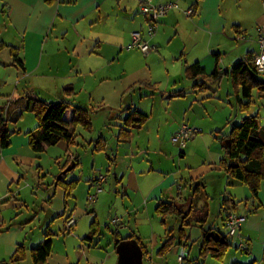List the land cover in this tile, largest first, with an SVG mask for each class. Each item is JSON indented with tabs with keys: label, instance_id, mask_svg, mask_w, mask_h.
Listing matches in <instances>:
<instances>
[{
	"label": "crops",
	"instance_id": "0c3cea01",
	"mask_svg": "<svg viewBox=\"0 0 264 264\" xmlns=\"http://www.w3.org/2000/svg\"><path fill=\"white\" fill-rule=\"evenodd\" d=\"M154 2L156 5L176 3L179 6L161 20L157 34L150 44L158 51L160 48L163 50L165 45H173L172 43L175 42L171 52L172 57L179 56L180 68L183 66L187 70L189 66L198 63L205 70L206 75L210 76L218 63L219 72L228 73L246 56L258 53L259 30L264 24V4L261 0H155ZM189 10H193L192 15L187 13ZM0 11L2 14L0 117H3L8 124L7 129L10 133L9 147L0 149V263H11L10 260L19 246H24L27 250L40 247L46 237L45 234L39 241V246L34 247L32 238L28 237L31 233L27 232L28 228L9 226L18 207L24 206L23 201L17 200L26 187H30L29 174L37 165L36 157L40 155L31 149L29 143L28 134L37 129L40 123L36 115L26 108L28 95L38 98L36 95L38 90L57 93L72 88L73 94L70 97L64 96L61 101L67 100L73 106L81 107L74 103V96L79 87L89 91L96 88L108 90L99 97H96L95 93L91 96L92 100L99 104L98 107L91 109L95 113L100 106L111 108L108 96H112L114 92L120 94V104L114 109L117 114L115 116H112V113L108 114V119L118 120L116 127L119 133L114 134V137L119 147L128 150L129 155L133 154V157L129 158L132 164L137 163L134 147L139 149V144L148 151L155 145L157 150L165 154L161 155L162 158H159L156 167L144 164L134 170L131 164L129 173L122 175L121 181L127 174L129 182L132 179L144 181L150 178L155 182V186L147 194L148 198L157 200L159 204H174L186 216H190L194 211H200L202 215L207 213V221H204L206 226L209 225L211 216L208 199H218L222 204L216 216L218 219L215 223V220L211 221L209 228L221 232L218 227L222 225L225 233H221L226 236L228 214L233 211L246 216L241 231L234 238V242H231L236 244L240 252L237 263L264 264V182L257 201L244 202L245 209L239 211L243 203L237 206L235 203L243 200L242 196L247 200L251 194L220 167L225 157L224 140L230 133L210 136V138L207 135L194 138L185 149H181L183 151H180L178 169L171 166V161L172 159L175 161L176 156L170 157L171 154L164 151L167 148L161 141L154 144L151 132H148L149 139L146 144L142 143V139L137 142L143 128L153 119L154 113L148 115L153 111L152 109L148 111L149 108L135 107L132 100L124 109L125 95L146 88L145 90L155 96L160 94L159 88L164 82L166 85L174 84V89L178 87V81L175 79L174 82L172 81L170 71L172 69L168 66L169 70L164 72V82L161 83L160 67L156 65L160 59L151 64L153 68L146 66L143 61L151 52L145 56L139 50L130 48L131 34L136 31L145 33L147 29V18L141 14L137 0H54L51 4H47L44 0H0ZM247 16L253 18L255 27H249L250 24L248 25L244 20ZM13 49L18 53L17 59L21 65L15 63ZM179 60L183 61L179 62ZM173 69L175 70L174 67ZM115 75L118 77H114ZM114 78L118 81L116 85L113 83ZM188 80L193 91L188 93L180 89L159 102L158 117L161 126L167 128L170 125L172 137L182 126L202 130V124L211 119V116H208V119L205 117L206 111L211 112V109L204 108L207 99L210 98L209 95L194 88L195 81ZM220 82V91L217 95L221 93L224 78ZM95 98L97 99L94 100ZM244 102L248 101L244 100ZM134 111L147 115L149 120L142 128L133 129L129 140L119 141L120 130L125 128L123 122ZM214 113L216 110L210 115ZM72 116L73 109L69 110L64 118L70 121ZM258 116L261 118L259 134L263 137L264 119ZM229 118L231 115L228 120ZM246 118H243L242 122ZM223 119L225 120L224 117ZM102 138L108 142L106 138ZM49 149L47 148L46 151ZM112 161L117 164L116 158ZM198 171L203 172L202 175ZM36 178L41 179L40 171L36 174ZM199 181L203 182L199 183ZM185 183L190 187L189 192ZM196 184L198 186L193 190L191 186ZM174 186L177 188L178 201H166V196L172 194L171 189ZM56 188L57 186L53 193L52 188H46V196H48L44 202L46 223L50 219L62 218L64 229L70 232L77 222L75 221L71 229L66 228L67 222L75 216L74 213L68 212V202L65 200L67 191L60 197ZM227 200L232 202L225 204ZM184 201L185 203L181 205ZM259 205L261 208L256 209ZM28 223L29 221L26 224ZM132 236L136 237L135 234ZM119 237L118 234L119 241L128 238L119 239ZM28 242L30 246H27ZM172 252L180 253L181 248H174ZM47 264L70 263L65 259L54 258L51 253Z\"/></svg>",
	"mask_w": 264,
	"mask_h": 264
},
{
	"label": "rangeland",
	"instance_id": "374dc122",
	"mask_svg": "<svg viewBox=\"0 0 264 264\" xmlns=\"http://www.w3.org/2000/svg\"><path fill=\"white\" fill-rule=\"evenodd\" d=\"M261 1L264 4V0ZM1 19L2 14L0 11ZM244 20L247 21L248 25L250 24L249 27H255L253 18L247 16L244 17ZM172 44L165 45L163 50L162 48L158 49V51L153 50L143 62L146 66L149 65L153 68L151 64L160 59L156 65L160 67L159 79L161 83L164 82L165 77L163 74L167 71L168 66L174 71L170 70L171 77L173 82L175 80L178 81V87L174 89V84L166 85V82H164L159 88L160 94L155 96H152L148 90H145L146 88L142 91L138 89L128 92L123 101V108L125 109L126 105L132 100L135 107L149 108L148 111L150 109L153 110L148 113V115L154 113L153 119L143 128L140 137L137 138V142L139 139V142L142 139V143L146 144L149 139L148 132H151L154 144L161 141L167 148L164 151L170 153V157L176 156L175 161L172 159L171 166L178 169V160L181 159L180 151L183 150L172 141L178 132L172 137L170 125L167 128L161 126V121L158 117L159 102L164 100L166 96L173 95L177 90L184 89L189 93L194 89H192L191 82L187 79L186 68L183 66L180 68V64L178 65L179 56L172 57L171 50L174 48L175 42ZM244 55H246V52H244ZM114 77L118 76L115 75ZM223 78L224 82L221 86L220 96L217 93L220 91L221 82L216 92L207 91V95L210 98L207 99V104L204 108L207 110L211 109V112L216 110L214 115H210L211 112L206 111L208 115L206 114L205 117L208 119V116H211V119L206 123L204 122V125L202 124L201 126L203 131L201 135H207L209 138L210 136H219V134H229L232 126L240 125L243 118L260 115L264 119V94L256 91L253 94L250 108L241 111L235 98L232 81L228 76H224ZM258 78L264 81V73L258 74ZM113 83L116 85L118 81L115 79ZM92 91L78 87L77 94L74 96V103L86 109L98 107L99 104L95 103L91 96L95 93L96 97H99L101 93H107L108 90L96 88ZM64 93V90L57 93L54 91L38 90L36 95L42 101L58 103L64 98ZM120 99V94H115L114 92L112 96H108L111 108H101L100 106L96 109L98 112L92 116V132H88L83 127L78 126L76 128L74 144L68 145L66 142H61L59 145L51 147L48 151L36 157L35 163L37 165L29 174L28 183H30V187H26L24 193L22 192L17 200L18 202L23 201L24 206L18 207L9 226L28 228L27 232H31L28 237L32 238L34 247H38L39 241L43 239L44 235L51 232L53 234L52 256L59 260H68L70 264H118V255L115 248L118 234L120 235L119 239H124L134 234L137 239L139 238L141 241L139 245H142L146 252L143 264H180V256L184 257L185 264H236L239 261L240 252L237 250L235 243L228 248L222 260L211 256L206 258L200 256L203 228L205 230L209 229L211 221L215 220V223L218 219L216 216L218 215L219 207L222 205L218 199L210 197L208 199L211 216L210 223L206 226V222L204 221H207V213L202 215L200 211H194L190 216H186L185 220H182L178 215L166 217L159 215L156 211L159 204L158 201L148 198L147 195L155 186V182L150 178H146L144 181L132 179L129 182V175L127 174L125 175V179L121 181L122 175L129 173L128 170L132 164V160L129 158L133 157V154L129 155L130 152L128 150L118 146V142L114 137V134L119 133V129L116 127L118 120L109 121L108 119V114L111 115L112 113V116L117 114V111L114 109L120 104ZM229 115H231L230 120H228ZM101 136L108 140L109 146L106 152H96L94 150L95 143ZM138 146L140 147L139 149L136 146L134 147V154H137L135 156V162L137 163L132 164L134 170L137 167L144 166V164L156 167L159 164V158H162L161 155H165L164 152L157 150V146L155 145L149 151L141 148L140 144ZM114 158L117 159V164H114L112 161ZM72 165L73 168L67 171ZM208 165L207 163L206 166ZM38 171L41 173L40 180L36 178ZM198 173L202 175L203 172L198 171ZM116 174H118V180L116 179ZM100 177L106 178V182L101 186L98 200L94 204H89V196H94L97 193L96 187L94 185L91 186V184ZM60 179H63L65 182L77 180L74 188L65 197V200L68 202V212L74 213L76 218L74 217L75 219H73L77 222L70 232L64 229L65 224L62 218L50 219L46 223L47 215L44 213L46 209L44 208V205H46L44 202L48 197L46 196V188H52L51 192L53 193L55 186H57L56 191L60 197L66 191L65 187L58 183ZM202 182L199 181V183ZM185 185L189 192L190 187L187 186V183ZM197 186L198 184L191 187L194 190ZM240 186L251 194V197L247 200L244 199V196L241 197L243 200L239 201V203L242 202L243 206L239 207V211H242L245 209L244 202L251 201L252 203L253 197L248 186L243 184H240ZM171 191L172 194L166 196V201H178L176 186ZM184 191L186 192V189ZM184 203L185 201L181 205ZM258 207L260 209L261 205ZM91 211L94 212L92 213ZM116 220H119L120 223L115 224ZM27 221H29L28 224H26ZM93 223L97 225L98 232L96 233L91 229ZM214 227L217 228L216 226ZM181 228L184 230L185 238H183V244L179 245ZM218 228L223 234L225 233L222 225ZM87 238H92V240ZM234 238L230 239V242H234ZM169 239L174 240V247L167 253L160 255L159 251ZM27 246H30L29 242ZM177 247L181 248V252L175 254L172 250ZM21 264H32L31 249L26 251V259Z\"/></svg>",
	"mask_w": 264,
	"mask_h": 264
},
{
	"label": "trees",
	"instance_id": "16d2710c",
	"mask_svg": "<svg viewBox=\"0 0 264 264\" xmlns=\"http://www.w3.org/2000/svg\"><path fill=\"white\" fill-rule=\"evenodd\" d=\"M44 1L47 4H51L54 0ZM12 52L15 63L21 65V62L17 59L18 53L16 50L13 49ZM254 56H246L244 60L236 63L228 73L219 72L217 63L214 72L210 76L206 75L205 70L200 64L195 63L187 68L186 76L188 79L195 81L194 88H198L203 92H216L223 76H228L232 81L239 109L241 111L248 110L252 104L251 100L254 92L259 91L260 94H264V81L258 78V73L253 64ZM64 92L65 96L70 97L74 91L72 88H67ZM244 100L248 102L245 103ZM26 108L35 113L40 123L37 129L28 134L30 147L37 154L44 153L47 148L55 147L61 142H66L68 145L74 144L76 128L78 126L83 127L88 132L93 131L92 116L95 112L91 109L73 106L67 100L58 103H49L28 95ZM71 109H73V116L70 121H67L64 117ZM148 120L149 117L147 115L134 111L124 120L123 125L125 128L120 130L118 140H129L132 130L142 128ZM7 127L8 124L4 118L0 117V149H5L10 145V133ZM260 127L261 120L259 116L247 117L240 125L232 126L230 134L224 140L225 157L220 163V167L232 179L249 187L253 202L257 201L264 182V138L259 134ZM227 141H229V144ZM107 149L108 142L102 137L99 138L95 143L94 150L96 152H106ZM58 183L65 187L68 195V192L76 185L77 180L65 183L63 179H60ZM228 202L232 201L227 200L225 204ZM240 203H235V206ZM156 211L164 217L178 215L182 220H185L186 217L181 210L171 203H160ZM96 226L95 223L91 225V229L95 233L98 232ZM180 232L178 243L182 245L183 238H185L183 228H181ZM52 236L53 234L48 232L44 243L40 247L31 250L33 264H47V259L53 250ZM87 239L92 240V238ZM127 239H136L141 244V241L134 236L128 237ZM119 242V240L115 241V248ZM174 245V240L169 239L159 251V254L167 253ZM231 245L228 235L225 236L212 228L206 230L203 228L200 256L204 258L211 256L222 260ZM141 247L145 255L144 247L142 245ZM26 251L27 249L24 246H19L10 262H23L26 259Z\"/></svg>",
	"mask_w": 264,
	"mask_h": 264
},
{
	"label": "built area",
	"instance_id": "2783aa9c",
	"mask_svg": "<svg viewBox=\"0 0 264 264\" xmlns=\"http://www.w3.org/2000/svg\"><path fill=\"white\" fill-rule=\"evenodd\" d=\"M139 3V9L141 14L147 18L146 32L136 31L131 34L132 43L131 49H137L145 56L155 50L152 47L150 41L156 36L158 26L163 18H165L172 10L178 9L176 3H168L165 5H156L155 0H137ZM189 15L193 14V10L187 12ZM258 53L254 56L253 64L258 74L264 73V24L260 27L259 36L257 40ZM203 132L201 129L191 128L189 126H182L178 133L173 137V143L179 146L181 149H185L190 141H193L198 135ZM106 181V178L100 177L95 181L94 186L97 189V193L94 196H89V204H94L98 200V193L101 192V186ZM246 221V216L237 214L236 212H230L226 219V227L228 230V238L232 239L239 234L243 224ZM119 220L115 221V224H119ZM75 225V220H69L66 224L67 229H71ZM180 264H185L183 256L179 257Z\"/></svg>",
	"mask_w": 264,
	"mask_h": 264
},
{
	"label": "water",
	"instance_id": "95a60500",
	"mask_svg": "<svg viewBox=\"0 0 264 264\" xmlns=\"http://www.w3.org/2000/svg\"><path fill=\"white\" fill-rule=\"evenodd\" d=\"M229 144V141H227ZM73 165L67 169L71 170ZM66 171V172H67ZM118 264H143L144 253L135 239L122 240L116 247Z\"/></svg>",
	"mask_w": 264,
	"mask_h": 264
}]
</instances>
